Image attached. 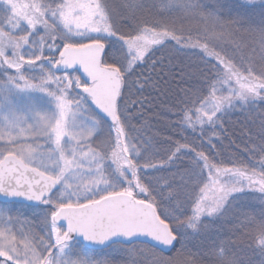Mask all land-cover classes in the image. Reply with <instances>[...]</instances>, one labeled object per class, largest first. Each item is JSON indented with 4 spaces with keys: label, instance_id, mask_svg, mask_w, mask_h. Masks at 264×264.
I'll list each match as a JSON object with an SVG mask.
<instances>
[{
    "label": "snow or ice",
    "instance_id": "6c2138e0",
    "mask_svg": "<svg viewBox=\"0 0 264 264\" xmlns=\"http://www.w3.org/2000/svg\"><path fill=\"white\" fill-rule=\"evenodd\" d=\"M217 5L0 0V264H117L95 247L124 264H241L228 243L185 245L229 214L264 256V116L248 162L216 151L226 117L264 109V0L232 19ZM162 84L171 127L198 145L134 134L133 89ZM21 201L45 207L38 231L16 230Z\"/></svg>",
    "mask_w": 264,
    "mask_h": 264
},
{
    "label": "rangeland",
    "instance_id": "374dc122",
    "mask_svg": "<svg viewBox=\"0 0 264 264\" xmlns=\"http://www.w3.org/2000/svg\"><path fill=\"white\" fill-rule=\"evenodd\" d=\"M231 1L219 0V5H217L219 11L223 14L225 19H232L241 14L242 10L239 7L241 0H235L233 2ZM207 2L214 3L215 0H207ZM2 14L3 7L0 6V15ZM37 111H40V109L38 108ZM261 116H264V109H260L259 107H257L255 111L245 112L243 114L237 112L225 118V122L223 125L224 130L220 135V140L217 143L216 151L219 153V159L223 160L226 165L229 164L230 161H234L237 159L248 162L249 158L248 155L245 153L244 148L245 145L249 143L250 137L256 138V134L259 131V125L261 123ZM151 117L154 118L155 115L153 114ZM181 135L188 136V139H192L193 143L197 145L200 143V140L193 135H190L188 133H182ZM241 203L242 207L236 209L235 211H249V209L244 206L248 202L245 201ZM38 207L41 209L34 210L32 208L29 209L27 207L15 208L13 214L18 220V223L16 224V230L18 232H26L28 230L29 225L33 224L36 221L38 222V224H40V220L46 209L42 205H39ZM229 220H232L233 222L228 223ZM238 226V218L234 217L233 214H229L228 217H225L221 222H218V225L206 223L205 228L199 236L193 235L190 238H198L204 235L207 237L209 233L212 234L209 231H213L214 229L215 232H217L218 234V238L216 240L208 238V241L205 240V245H203L201 241L195 244L196 246L199 244L198 250L202 249L205 251L206 246L211 244L213 240H215L216 242L224 241L223 243H225V241H228L229 238L225 236L227 233L226 231H232L234 235L238 233L239 236H237L235 239L230 240V242L233 244L234 247H237L239 251L241 248L243 249L242 251L245 252L244 260L243 258L239 257L241 260V264H246L247 261H249V264H261V262L264 261V256L260 255L258 249H256L255 247V244L249 237L242 235L241 232L236 231V228ZM106 256L109 258L111 256L116 257L121 264H124V260L120 259L119 255L112 249H107L104 256L97 255L96 257L103 259Z\"/></svg>",
    "mask_w": 264,
    "mask_h": 264
},
{
    "label": "trees",
    "instance_id": "16d2710c",
    "mask_svg": "<svg viewBox=\"0 0 264 264\" xmlns=\"http://www.w3.org/2000/svg\"><path fill=\"white\" fill-rule=\"evenodd\" d=\"M122 2L123 0H109V3L111 5H119ZM118 23H119V18H118ZM182 86L183 85L181 84L179 80H177L175 83L170 85L172 89H177ZM167 87L168 86H165L163 84L161 85L159 90L149 87L142 93L136 92L135 89H133V94L130 96V101H139L141 103H137L136 106L132 109L133 115L135 118L131 121V123L137 129H141L142 125L145 126L144 129L134 134L138 136H144L145 138L149 134H151V135L157 136L161 140L167 136H171L173 139H179L182 136L181 135L182 132H180L178 129L171 127V124L175 118L165 111V108L169 106L174 100L172 93L165 94L167 91ZM153 114L155 115L154 118L151 117ZM18 207L20 208L27 207L29 209L32 208L34 210L41 209L39 207H30L25 204L17 203L15 205V208H18ZM216 225H218V223H216ZM38 226L39 224L36 221L33 224L29 225L28 230L32 229L34 231H38L39 230ZM209 232H211L212 234L209 233L207 237L205 235L202 237L193 238V239L189 237L188 241H185L187 251L192 254L190 258H195L204 252V250L202 249L198 250L199 244L196 246L195 245L196 243L201 241V243L205 245V240L208 241L210 238L216 240L218 238V234L217 232H215L214 229L213 231H209ZM226 232L227 233L225 236H227L229 239L228 241H225V243L230 244L235 249V251L238 253L239 257L243 258L244 260L245 252L242 251L243 249L240 248V251H239L238 248L234 247L233 244L230 242V240L235 239L237 236H239V234L236 233L235 231L234 232L236 233V235H234L232 231H226ZM219 239H220V236H219ZM106 251L107 249H98V250L91 249L89 250L88 254L90 256H97V255L104 256ZM117 264H121V263L117 260ZM246 264H249V261H247Z\"/></svg>",
    "mask_w": 264,
    "mask_h": 264
},
{
    "label": "water",
    "instance_id": "95a60500",
    "mask_svg": "<svg viewBox=\"0 0 264 264\" xmlns=\"http://www.w3.org/2000/svg\"><path fill=\"white\" fill-rule=\"evenodd\" d=\"M19 203L27 204V205H29V206H38V205H36L34 202L30 203V202H27V201H21V202H19ZM95 248H99V247H95Z\"/></svg>",
    "mask_w": 264,
    "mask_h": 264
},
{
    "label": "flooded vegetation",
    "instance_id": "af4514ba",
    "mask_svg": "<svg viewBox=\"0 0 264 264\" xmlns=\"http://www.w3.org/2000/svg\"><path fill=\"white\" fill-rule=\"evenodd\" d=\"M231 1V0H230ZM233 1H235V0H232L231 2H233ZM236 3V2H235ZM229 137V136H228ZM192 141V140H191ZM193 142V141H192ZM237 148V147H236ZM94 250H98V249H94Z\"/></svg>",
    "mask_w": 264,
    "mask_h": 264
}]
</instances>
